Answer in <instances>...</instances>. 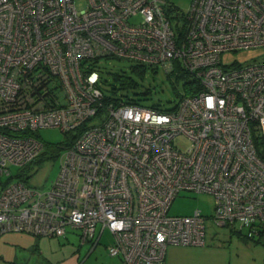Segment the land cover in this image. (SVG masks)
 <instances>
[{"label": "built area", "instance_id": "1", "mask_svg": "<svg viewBox=\"0 0 264 264\" xmlns=\"http://www.w3.org/2000/svg\"><path fill=\"white\" fill-rule=\"evenodd\" d=\"M166 0H0V236L26 232L92 241L111 256L164 264L168 244L204 245L200 209L171 215L181 192L214 197L210 220L264 240V60L221 54L264 47V0H191L176 32ZM113 57L195 80L170 109L105 92L94 59ZM79 130L50 187L13 180L44 148L35 131ZM185 138L184 148L175 143Z\"/></svg>", "mask_w": 264, "mask_h": 264}, {"label": "rangeland", "instance_id": "2", "mask_svg": "<svg viewBox=\"0 0 264 264\" xmlns=\"http://www.w3.org/2000/svg\"><path fill=\"white\" fill-rule=\"evenodd\" d=\"M78 8L84 6V0H75ZM170 5L167 11L173 29L178 32L183 23V13L190 8L191 0H166ZM223 64H249L264 60V47L239 51H226L221 54ZM130 61L113 57H101L97 67L106 79L103 89L110 92L112 86L117 89L116 98H132L145 106L159 105L172 108L184 94L183 82L187 79L175 69L166 73L160 66H147L143 71L133 70ZM114 74H124L135 81L134 86L121 87L115 81ZM43 141L44 148L34 160L25 166H9L13 180H23L28 186L46 190L56 178L60 169L62 147L68 134L59 127H40L35 131ZM175 143L184 148L188 141L177 137ZM214 197L208 193L181 192L172 201L169 214L190 215L200 209L208 217L205 221V244L182 245L168 244L164 264H264V240L253 241L242 234L232 231L228 226H216L210 220L214 213ZM97 226V232L99 230ZM20 234V237H14ZM24 235V236H23ZM113 239L105 230L100 242L91 249V243L79 242L77 232L67 231V236H35L26 232H8L0 236V264H50L74 257L76 264H126L120 256H111L106 245ZM39 245V247L37 246ZM38 249L44 252L39 255ZM16 255L14 262L13 258ZM48 257L47 260L45 259ZM67 264V262L65 263Z\"/></svg>", "mask_w": 264, "mask_h": 264}, {"label": "trees", "instance_id": "3", "mask_svg": "<svg viewBox=\"0 0 264 264\" xmlns=\"http://www.w3.org/2000/svg\"><path fill=\"white\" fill-rule=\"evenodd\" d=\"M184 14L185 13H183V16H184ZM104 58H107V57H104ZM97 62H98V59H94L92 62L95 67H97ZM132 67H133V70L138 71V72H141L146 68V66L139 65V64H132ZM175 69H177L180 72V74L183 77H185V79L187 78L183 82L184 94L192 93L194 91L193 84L195 83V80L191 77V75L181 65L178 64V62L174 63V68L171 72H173ZM113 76H114L115 81L120 83L121 87H129V86H134L136 84L135 81L127 75H124V74H117L116 75V74H114ZM100 77H101V83L103 86V83H105L106 79L103 77L101 71H100ZM116 89H117L116 86H112L110 88V92H112L114 94ZM103 90L105 92L104 104H107V102L111 99V93H107L105 91V89H103ZM126 99L132 100V101L138 103V101L135 99H132V98H126ZM151 107H154V108H157L160 110L170 109V108H162L159 105H152ZM66 133L68 134V136H67V141H65V143L62 146L63 148L70 145L74 141V139L77 137V135L79 133V130H76L75 132H66ZM252 140L255 144L257 154L259 155V157L264 159V137H262L257 130H254V132H252ZM229 228L232 231H234L232 227H229ZM235 232H237V231H235ZM255 241L259 242L258 240H255Z\"/></svg>", "mask_w": 264, "mask_h": 264}, {"label": "crops", "instance_id": "4", "mask_svg": "<svg viewBox=\"0 0 264 264\" xmlns=\"http://www.w3.org/2000/svg\"><path fill=\"white\" fill-rule=\"evenodd\" d=\"M98 226V225H97ZM97 226H96V229H95V233H94V238H93V240L92 241H86V242H90L91 243V249H93L99 242H100V238H101V236H102V233L105 231V230H108L107 228H103V229H101V226L99 227V230H98V232H97ZM71 232H77V236H78V239H79V233H78V231L77 230H73V229H69ZM68 231V230H67ZM14 233H16L15 231H13ZM108 232L111 234V232L108 230ZM10 233H12V232H10ZM30 234V233H29ZM31 235V234H30ZM33 235V234H32ZM21 235L20 234H16L14 237H20ZM24 236V235H23ZM36 236V235H35ZM40 236H43V235H40ZM65 236H67V232H66V234H65ZM43 237H45V236H43ZM48 237H52V236H48ZM79 242L81 243V241H80V239H79ZM112 242V241H111ZM83 243H85V242H83ZM83 243H81V244H83ZM37 246L39 247V245L37 244ZM106 247V250H107V245L105 246ZM38 253H39V255H43L44 256V252L41 250V249H38ZM15 257L13 258V261L12 262H14L15 260H16V255H14ZM45 258V257H44ZM45 259H47V260H50V259H48V257H46ZM75 258L74 257H70L69 259H67V260H60V261H58L57 263H53V262H51V260H50V264H65L66 262H67V264H76V262H75Z\"/></svg>", "mask_w": 264, "mask_h": 264}]
</instances>
